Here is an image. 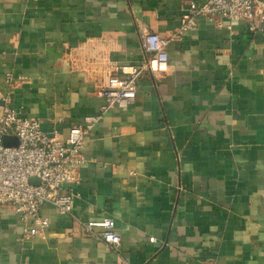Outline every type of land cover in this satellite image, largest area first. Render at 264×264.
Returning <instances> with one entry per match:
<instances>
[{"label": "crops", "instance_id": "1", "mask_svg": "<svg viewBox=\"0 0 264 264\" xmlns=\"http://www.w3.org/2000/svg\"><path fill=\"white\" fill-rule=\"evenodd\" d=\"M190 1L0 0V108L61 138L96 119L72 215L44 205L48 227L25 239L1 209L0 264H264V24L180 32ZM139 28L170 37L167 72L103 112L99 87L142 63ZM100 218L116 249L85 233Z\"/></svg>", "mask_w": 264, "mask_h": 264}, {"label": "built area", "instance_id": "2", "mask_svg": "<svg viewBox=\"0 0 264 264\" xmlns=\"http://www.w3.org/2000/svg\"><path fill=\"white\" fill-rule=\"evenodd\" d=\"M197 17L209 18L221 26L223 21H242L249 33H260L264 24V0H191L181 16L180 32L187 30ZM179 32V33H180ZM143 55L138 66H122L99 87L104 101L101 111L126 108L136 98L140 81L146 76L160 81L168 69L167 48L170 37L137 31ZM181 35V33L179 34ZM72 127L66 138L54 131L46 134L39 121L22 116L20 109L8 101L0 108V211L9 208L24 227V238L41 235L48 221L41 217V208L49 204L60 215H72L74 193L69 185L79 183L78 172L85 163L83 147L90 123ZM14 137L16 146H4L3 137ZM36 183H30V179ZM87 235L111 249L120 244L115 223L100 218L83 224Z\"/></svg>", "mask_w": 264, "mask_h": 264}, {"label": "water", "instance_id": "3", "mask_svg": "<svg viewBox=\"0 0 264 264\" xmlns=\"http://www.w3.org/2000/svg\"><path fill=\"white\" fill-rule=\"evenodd\" d=\"M18 143L17 139L14 137H3V144L4 146H16ZM36 179H30V183H36Z\"/></svg>", "mask_w": 264, "mask_h": 264}]
</instances>
